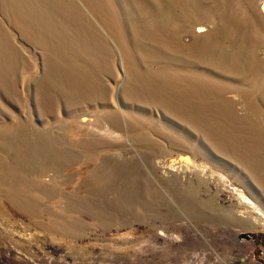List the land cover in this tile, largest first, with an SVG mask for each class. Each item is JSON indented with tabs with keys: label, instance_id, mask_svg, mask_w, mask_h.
<instances>
[{
	"label": "rangeland",
	"instance_id": "obj_1",
	"mask_svg": "<svg viewBox=\"0 0 264 264\" xmlns=\"http://www.w3.org/2000/svg\"><path fill=\"white\" fill-rule=\"evenodd\" d=\"M66 1L0 0V264H264V0Z\"/></svg>",
	"mask_w": 264,
	"mask_h": 264
},
{
	"label": "bare ground",
	"instance_id": "obj_2",
	"mask_svg": "<svg viewBox=\"0 0 264 264\" xmlns=\"http://www.w3.org/2000/svg\"><path fill=\"white\" fill-rule=\"evenodd\" d=\"M61 2H63V3H60L59 2V0H55V2H54V6H55V8L53 9V11L55 10L56 12H53V13H59L58 11H57V9L58 10H61L63 13H61V14H64V15H66L65 17H64V19H66V18H68L69 16H71L73 13L74 14H76V13H78L77 12V10H75V8L73 7V5H71V4H68V3H65L64 4V2L66 1V0H60ZM90 3V7H92L93 9V11L94 12H96V10H100V8H101V5H100V3H99V5H98V3L97 2H100V1H102V0H88ZM206 1H208L209 2V0H192L191 2H194L195 4H193V11H191L190 9H188V8H186V7H184V5H186V3H184V1L182 2L181 0H168V2H170V4H173V5H176V6H180V7H182L183 8V12H182V14H178V16H177V18H181V19H184V20H186L187 18L189 19V18H191V16H193V17H195L196 19H198V20H195V24H194V22H193V25L195 26H197V27H200L199 29L202 31V30H205L204 28V26L202 25V23L204 22L203 20H202V17L203 16H205V15H207V14H209L210 13V11H203V9H202V6L204 5V3L206 2ZM66 2H68V1H66ZM192 4V3H191ZM8 5H9V3H8ZM188 5V4H187ZM10 6V5H9ZM156 10V9H155ZM22 12H21V14H20V17L22 18L21 20H22V22H27V23H32L33 25V28L35 29V30H38V33H37V36H44V32L46 31V26L50 23V21L49 22H46V21H44L43 19H40L39 20V22H38V20H36V23L33 21V18L31 19V18H25V16H26V13H24V10L22 9L21 10ZM89 11H91V10H89ZM254 11L255 12H253L256 16H258L257 14H258V12H256V10L254 9ZM261 11L263 12V14H264V7H263V9H261ZM214 12H217V10H214ZM80 13V12H79ZM91 13H93L92 11H91ZM36 14H33V16L32 17H34ZM174 16H175V14H173ZM227 16V15H226ZM226 16H224V18H223V20L225 19V17ZM94 17L96 18V15H94ZM259 17V16H258ZM81 18V17H80ZM262 21H263V26H264V17H261L260 18ZM150 24V23H149ZM169 29V27H167V28H165L163 31H164V34H166V35H168V39L166 40V42H165V44H163L162 46L163 47H166V48H168V49H171L172 51H175V53L176 52H181L182 53V51H184V48H185V45H184V43H183V41H182V37L180 36V31H169L168 30ZM218 29V28H217ZM162 31V32H163ZM223 31H224V29H223ZM135 32V31H134ZM212 32H213V30H212ZM79 34L80 35H83L84 34V31L83 30H79ZM125 35H127V33L125 34ZM111 38H112V36L111 35H109ZM128 36V35H127ZM130 36V35H129ZM87 38V37H86ZM201 39L200 38V36L199 37H197V39ZM201 42V41H200ZM86 44H87V42H85ZM133 48V47H132ZM125 51V50H124ZM149 54H151L150 52H149ZM153 54V53H152ZM202 54V53H201ZM11 56V51L10 50H8V51H5V57L7 58V56ZM126 55V54H125ZM205 58H208V59H210V60H216V58H214V57H209V55H207V56H205ZM122 59H123V62L124 63H126L127 61H126V58H125V56H123L122 55ZM204 59V58H203ZM258 60V59H257ZM259 61V60H258ZM225 65H226V63H224ZM239 70H240V68H239ZM241 71V70H240ZM196 83H197V81H196ZM200 83V82H199ZM202 83V82H201ZM208 84V83H207ZM206 85V84H205ZM208 85H210V83L208 84ZM211 88V87H210ZM208 90H209V88H208ZM225 90V89H224ZM196 91V90H195ZM199 93V92H198ZM186 95V94H185ZM172 98V97H171ZM216 101V100H215ZM214 102V101H213ZM202 103V102H201ZM170 104V103H169ZM185 104V103H184ZM195 106V105H194ZM209 106V105H208ZM165 108V107H164ZM182 110V109H181ZM168 111H169V109H168ZM227 111V110H226ZM175 114V113H174ZM184 115V114H183ZM181 116V115H180ZM127 117H128V119H127ZM122 118L124 119V121L126 122V124H127V128L128 127H130V126H132L133 124H135V123H138L139 121H138V119L137 118H135L134 116H132V115H127V114H124V113H116V112H111V113H108V114H106L105 116H103V120L105 119V122H106V124H107V126H112V127H114V128H116L117 130H120V127H122ZM186 118V117H185ZM188 119V118H187ZM185 120V119H184ZM199 125V124H198ZM136 125H134L133 127H132V131H135L136 130ZM141 130H142V128H141ZM146 131V130H145ZM142 133V132H141ZM187 158H189V157H187ZM43 171V170H42ZM135 186H137V184H135ZM152 187H153V190L155 191V189H154V186H153V184H152ZM11 187H8L7 188V190H9ZM49 192V191H48ZM239 192H240V194L241 195H243L244 197H245V194L242 192V191H240L239 190ZM4 195V198L6 199V200H8V201H10V202H12V203H17L18 204V198H16L15 196H13V195H9L8 193H4L3 194ZM37 202V201H36ZM25 209V208H24ZM27 209H29V208H27Z\"/></svg>",
	"mask_w": 264,
	"mask_h": 264
},
{
	"label": "water",
	"instance_id": "obj_3",
	"mask_svg": "<svg viewBox=\"0 0 264 264\" xmlns=\"http://www.w3.org/2000/svg\"><path fill=\"white\" fill-rule=\"evenodd\" d=\"M246 235H248V234H246ZM249 236V235H248Z\"/></svg>",
	"mask_w": 264,
	"mask_h": 264
}]
</instances>
